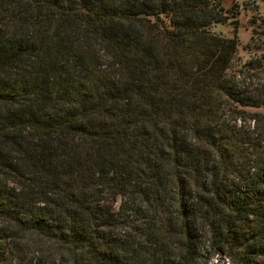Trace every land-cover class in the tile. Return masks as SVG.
<instances>
[{"label": "trees", "instance_id": "obj_1", "mask_svg": "<svg viewBox=\"0 0 264 264\" xmlns=\"http://www.w3.org/2000/svg\"><path fill=\"white\" fill-rule=\"evenodd\" d=\"M216 1L0 0L2 219L87 264H168L161 237L204 231L264 264V162L240 171L250 142L225 126L264 95Z\"/></svg>", "mask_w": 264, "mask_h": 264}, {"label": "rangeland", "instance_id": "obj_2", "mask_svg": "<svg viewBox=\"0 0 264 264\" xmlns=\"http://www.w3.org/2000/svg\"><path fill=\"white\" fill-rule=\"evenodd\" d=\"M210 3L215 0H208ZM220 2V5H219ZM214 9H223L224 21L215 24L211 31L223 38L237 36L238 51L234 60V70L242 78H246L250 90H258L264 95V0H217ZM216 9V11H219ZM226 125L243 127L246 142L244 149L246 158L241 159L238 168L249 172L252 167L261 166L264 162V108L249 109L244 119L237 115H227ZM110 206L118 207V202H110ZM0 228L6 239H0V254L8 264L25 260L38 264H87L81 253H71L54 241L39 237L31 232L17 230V226L0 217ZM200 237V238H199ZM196 242L189 244L176 236L161 237L160 246L177 247L172 255H167L168 264H178L177 259H184L185 264H244L231 253L225 254L214 249L212 235L209 231L199 234ZM165 258V256H164Z\"/></svg>", "mask_w": 264, "mask_h": 264}]
</instances>
